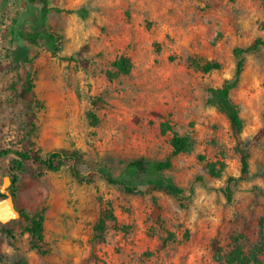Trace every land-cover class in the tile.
<instances>
[{
	"label": "rangeland",
	"instance_id": "obj_1",
	"mask_svg": "<svg viewBox=\"0 0 264 264\" xmlns=\"http://www.w3.org/2000/svg\"><path fill=\"white\" fill-rule=\"evenodd\" d=\"M27 1L0 0V150L44 155L54 148L77 149L83 161L80 175L70 162L59 171L25 164L13 205L17 215L0 222V264H219L214 239L224 253L234 235L242 236L246 249L260 242L264 138L253 136L264 126V47L246 56L241 83L231 92L250 153L249 175L231 184V200L223 189L230 176L239 177L240 155L210 88L234 75L235 47L264 39V0H50L61 11L51 10L44 23ZM40 25L56 35L58 56L45 32L37 43L26 38ZM70 55L80 60L65 58ZM122 55L133 65L128 74L112 65ZM207 61L221 68L196 67ZM28 78L33 106L20 94ZM166 120L193 138L189 152L173 154L172 133L161 132ZM11 161L12 156L0 160V191L12 186ZM132 161L143 167L170 164L141 177L125 174L135 192L108 182ZM209 161L224 163L221 177L206 171ZM148 178L172 182L186 195L193 186L195 193L181 202L160 191L144 192ZM20 208L30 214L45 208L46 254L31 249ZM106 210L115 219L101 231L96 222ZM259 257L264 264V253Z\"/></svg>",
	"mask_w": 264,
	"mask_h": 264
},
{
	"label": "trees",
	"instance_id": "obj_2",
	"mask_svg": "<svg viewBox=\"0 0 264 264\" xmlns=\"http://www.w3.org/2000/svg\"><path fill=\"white\" fill-rule=\"evenodd\" d=\"M27 2L29 6L28 8L34 12L33 15H37L40 21L43 23L46 21L51 10L61 11V9L58 7H52L50 5V0H28ZM37 8H39V11H36ZM23 9L26 10V8ZM68 12H72V10H69ZM78 12L82 15H85L84 9H79ZM20 25L23 26L24 24L21 22ZM43 32H45V29L43 25H40V27L37 28L35 32L29 34L28 36L22 35V37L25 38L26 36V38L30 42L37 43L38 37L41 36ZM45 33L48 40L47 44L51 53L54 56H58L59 46L56 35H54L53 33ZM261 47H264V39L260 37L253 40L252 43L246 47H235L233 52L237 61L234 75L231 78L224 79L220 86L210 88V92L212 95L211 101L229 119L230 128L236 144V149L240 155V175L237 178L230 176L227 179L226 187L223 189V193L226 196L227 200H231L233 195L231 184L233 182L236 183L239 180L246 179L249 175L250 170V153L242 139L243 119L240 115L238 106L231 99V92L241 83L243 71L245 68L246 56ZM77 55H83L82 48L78 51ZM65 58L70 60H80L77 59V57H75L74 55H70ZM82 64L87 65L88 61L82 60ZM112 65L116 68L118 73L122 74L130 73L133 66L130 58L125 55H122L114 60L112 62ZM196 67L201 68L204 72H209L214 69H220L221 63L218 61H207L200 65L196 64ZM20 94L29 106H33L37 103L34 84L30 78L25 81V87ZM94 104L97 105V102L94 101ZM89 117L93 124H96L98 122L95 111L89 112ZM161 132L164 134L168 132L172 133L171 145L174 155L186 153L191 150L193 146V138L189 134L182 135L174 131L169 120L163 121L161 123ZM253 138L254 140H260L264 138V126L257 130ZM6 156H12L10 167V178L12 186L5 192L0 191V198L11 199L13 205L17 203V183L19 182V174L24 171L26 163L31 162L41 168L50 171H59L66 163L70 162L72 164V171L76 175H80L81 173L78 169V166L83 161V156L79 150L69 148H54L44 155L39 150H23L12 148L0 150V160ZM169 164L170 163L168 161L148 162L146 164V167H143L144 164L142 161H132L128 163L122 175L118 177L109 176L107 177V180L111 184L123 186L124 189L128 192H135L137 191V189L132 184L127 182L125 174H136L137 176L141 177L143 175H148L150 171L154 169L160 171L168 167ZM205 169L211 176L221 177L224 173L225 165L223 162L209 161L206 163ZM198 180H201V176H198ZM146 182L148 183L149 188L144 192L152 193L154 191H160L181 202L190 199L195 193V189L193 186L190 188V195H186L185 188L180 187L172 182L165 183L160 179L153 178H148ZM257 190L259 193L264 195L263 189L258 188ZM18 211L21 215V219L26 220V231L29 232L32 236L33 242L31 243V249L36 250L40 254H46V249L42 248V245L45 244V208L31 214L23 208H20ZM154 214L156 215V217H160V207L157 203H155ZM109 219H115V215L112 210H106L99 217L96 222V228L104 231L106 223ZM6 232L8 234H11V230H6ZM241 240V235L232 236V248L228 252L224 253L219 240L214 239L212 242V250L217 262L219 264H262V259H260L259 255L264 253V235H262L261 241L252 246V248L250 249H246Z\"/></svg>",
	"mask_w": 264,
	"mask_h": 264
},
{
	"label": "flooded vegetation",
	"instance_id": "obj_3",
	"mask_svg": "<svg viewBox=\"0 0 264 264\" xmlns=\"http://www.w3.org/2000/svg\"><path fill=\"white\" fill-rule=\"evenodd\" d=\"M3 201H6L7 203L5 204ZM4 203V204H3ZM9 203H8V198H0V222L5 223L7 220V216L4 214V211L8 208Z\"/></svg>",
	"mask_w": 264,
	"mask_h": 264
},
{
	"label": "water",
	"instance_id": "obj_4",
	"mask_svg": "<svg viewBox=\"0 0 264 264\" xmlns=\"http://www.w3.org/2000/svg\"><path fill=\"white\" fill-rule=\"evenodd\" d=\"M2 192H4V187L2 188L1 190ZM8 203H9V206L8 208L4 211V214L7 216V220L10 219V218H13L17 215V213L14 211L13 209V203H12V200L11 199H8ZM1 209V208H0Z\"/></svg>",
	"mask_w": 264,
	"mask_h": 264
}]
</instances>
